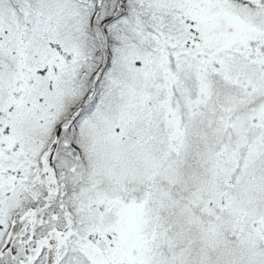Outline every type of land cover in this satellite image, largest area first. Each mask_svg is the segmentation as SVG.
I'll return each mask as SVG.
<instances>
[{
	"label": "snow or ice",
	"instance_id": "6c2138e0",
	"mask_svg": "<svg viewBox=\"0 0 264 264\" xmlns=\"http://www.w3.org/2000/svg\"><path fill=\"white\" fill-rule=\"evenodd\" d=\"M0 264H264V0H0Z\"/></svg>",
	"mask_w": 264,
	"mask_h": 264
}]
</instances>
